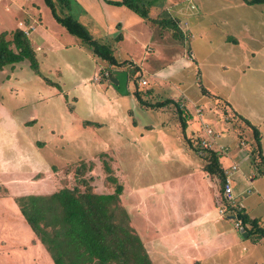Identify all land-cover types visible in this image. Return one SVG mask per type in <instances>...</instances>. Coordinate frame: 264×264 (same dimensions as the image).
Listing matches in <instances>:
<instances>
[{
  "label": "rangeland",
  "instance_id": "obj_1",
  "mask_svg": "<svg viewBox=\"0 0 264 264\" xmlns=\"http://www.w3.org/2000/svg\"><path fill=\"white\" fill-rule=\"evenodd\" d=\"M202 1L204 33L200 37L192 27L182 30L178 49L166 50L170 53L164 52L157 65H173L182 55L184 60L173 69L189 58L193 61L188 72L169 80L176 88L171 87L168 94L178 98L186 90L183 95L191 100L194 114L200 111L204 120L209 119L207 124L221 137L213 141V149L222 152L226 148L224 153L218 152L221 165L224 169L235 165L249 184L244 190L249 191L247 198L237 196L236 202L244 203L245 213L260 219L264 228V166L258 164L252 132L238 121L227 120L222 110L227 101L246 120L254 116L256 126L257 118L264 116V8L242 0ZM70 3L69 8L57 6L58 14L78 20L94 39L114 48L115 41L108 40L96 21L87 23L85 8L76 0ZM22 17L30 18L25 25L31 22L35 28L29 39L40 75L26 61L0 70V264H53L15 199L51 194L79 182L90 184L98 193L122 187L120 203L152 264L164 263L161 241L166 240L162 236L175 227L194 230L201 241L206 239L205 233L209 235L207 251L212 252L217 244L221 251L216 254L226 262L232 257L224 248H230L232 264H264V249L254 251L251 239H239L236 233L241 228L237 209L228 203L214 206L218 180L206 178L199 170L201 159L194 149V153L188 150L181 137L175 105L155 111L139 107L131 82L126 95L117 94L110 83L101 80L104 63L55 22L43 0H0V33L15 30ZM223 33L234 35L238 43L223 44ZM39 37L44 42L41 46ZM123 56L114 50L117 60ZM145 78L154 80L141 71L137 79L141 92L150 84L138 85ZM101 84L108 90L101 89ZM146 98L151 103L166 97ZM163 109L167 110L164 120L156 112ZM84 121L90 124L85 126ZM198 135L200 132L190 142L195 148L202 139ZM239 135L243 136L241 148L232 145L238 144ZM234 175L232 186L238 181V187L233 189L241 191L240 175ZM218 210L231 223L226 227L229 236L216 242L212 234L220 230L221 224L214 223ZM257 243L264 248V240ZM149 244L155 246L154 252ZM209 259L206 262L211 264Z\"/></svg>",
  "mask_w": 264,
  "mask_h": 264
},
{
  "label": "trees",
  "instance_id": "obj_2",
  "mask_svg": "<svg viewBox=\"0 0 264 264\" xmlns=\"http://www.w3.org/2000/svg\"><path fill=\"white\" fill-rule=\"evenodd\" d=\"M247 5H264V0H242ZM50 10L55 22L71 36L85 45L92 56L101 60V80L109 86L106 72L121 69L127 73L128 83L134 86L133 97L139 107L155 110L174 104L180 130L186 129L187 111L178 102L172 100L150 103L145 100L151 91L138 89L137 79L140 69L127 62H119L114 57V48L94 39L88 30L71 16H60L57 6L69 8V0H43ZM115 5H123L147 20L144 9L139 8L135 0H122ZM60 11V10H59ZM167 27L177 29L174 21L167 20ZM28 62L29 68L38 76L39 65L28 36L22 29L0 34V70L21 62ZM102 83V82H101ZM205 92V91H204ZM179 104V105H178ZM225 105L224 117L244 124L252 132L257 153L258 164L264 166V156L260 148L258 129L248 120ZM230 112L231 115H228ZM90 123L83 122L87 126ZM243 136L239 135L238 144H243ZM190 144L188 139H185ZM199 154L202 170L208 176L216 177L219 183L220 204H227L223 197L224 170L220 163V153L212 149L202 150L190 147ZM193 150V151H194ZM122 187L118 185L111 193H98L86 183L73 187L61 188L47 195L23 196L15 199L20 214L32 233L49 253L53 264H152L141 240L130 225L129 216L120 203ZM238 218L247 238L253 243L264 240V228L257 219L250 218L240 204ZM230 208V207H228Z\"/></svg>",
  "mask_w": 264,
  "mask_h": 264
},
{
  "label": "crops",
  "instance_id": "obj_3",
  "mask_svg": "<svg viewBox=\"0 0 264 264\" xmlns=\"http://www.w3.org/2000/svg\"><path fill=\"white\" fill-rule=\"evenodd\" d=\"M120 1L122 0H107V1L105 0H76V2L79 5H82L85 8L84 13L86 14V17H88L87 23L91 24L96 21L99 27L102 30H104L105 33L108 35V40L113 41V42L115 41V44H114L115 53L117 50V51H121L122 54L124 55L121 60L118 59L119 62H127L128 67L135 66L140 69V72L144 70L150 75V77L154 79V80H151V79L145 78L146 79L145 86H147L150 82L147 90L146 89L143 90V91H148V90L151 91L148 98L150 96L166 97L163 100H173L174 102L180 101V103L179 102L178 103L182 107L186 108V111H187L186 114L188 118L186 121V129L184 130V132L180 130L181 137H183L184 140L188 139L189 142H192V139L195 137L197 132H200V135L198 136H200L199 138H201L203 136L201 124H204V123L210 124L209 119L207 121V120H204L202 116L198 117L197 114H194V110H192L191 104H190L191 100L189 98H185L186 96L183 95V93L186 90L180 92L181 97L179 96L178 98L172 97L168 94L170 91V88L172 87L170 86L169 80L171 81L172 77L181 74L180 72H184L186 70H189L190 68H193L194 66L193 61L189 58V60L186 63H184L183 65H179V67L174 68V69H173L174 65L184 60L183 55L179 59H176L173 65H168V64H171V63H168L167 65L159 66L157 65V63H161L160 61L163 59L162 57L163 53L166 50L174 51L175 48L178 49L177 44H181V41L183 40L182 38L184 37V35L182 34V30H184L185 28L187 29L188 27L190 29L192 27L194 34L200 37L204 33L205 29H202L201 27L203 23V18L201 17L202 16L201 6H204L203 1L201 0L200 3L195 4L196 0H186L184 3L183 1L182 2H178V1L172 2L170 0H135L138 3L139 8L144 9V11L147 13V17L149 21L142 19L133 10L127 8L126 6L115 5V2H120ZM188 5H194L195 9H192V10L188 9ZM263 8H264V5H263ZM27 19H30V18L22 17L21 21L17 22L16 29L24 30V29H28L29 27H33L32 31H35L34 26L30 25L31 22H28V24L25 25V23H27ZM167 20L174 21L175 25H177L178 32L176 30L174 31L170 29L169 28L170 26L167 27L168 25H165L167 24ZM212 25L214 26V28L217 27V26L215 27V23ZM32 31H30V33ZM37 41L41 42L40 37L37 39ZM220 42H222L223 44L238 43L234 35H230L226 33L221 34ZM43 43L44 42H41L39 45L41 46ZM165 53H170V52H165ZM110 71H123V70L117 69V70H109V72ZM262 73L264 74V69L261 71V74ZM185 74L186 76L188 75L187 73ZM175 83H179V82H175ZM129 84L130 83H128V76H127V89L129 88ZM172 88H176V86H173ZM101 89L108 90L102 84H101ZM203 90L205 92L202 91V93L206 95L207 91L205 89ZM214 96L222 99V101H226L225 98L219 96L218 94L216 95L214 94ZM145 100L148 101L147 98ZM155 102H151V103H155ZM227 104L229 105L228 108L232 110L230 103L226 101L225 105ZM166 111H167L166 109H163V110L156 111V112L159 115H161L160 118L164 120L165 119L164 115L166 114ZM215 112L220 113L219 111H216V110ZM250 117L249 118L251 119L250 121L252 123L249 120L248 121L253 126H255L259 131L260 148H261V153L264 156V116L262 115L257 118L258 126L255 125L254 116H250ZM201 118L206 122L202 123ZM209 118L214 119V116L212 117L210 116ZM211 128L213 127L211 126ZM188 130H190V135L187 134ZM148 131H150V129ZM158 133L159 131H157V134ZM220 138L221 137H219V140ZM217 143L220 144V142H217ZM186 145L188 146V150L194 153V151L190 148L191 144L186 142ZM232 145L233 146L238 145L240 148L242 146V145L236 144V142ZM212 150H214L213 147H212ZM232 166H235V165H232ZM198 167H199V170H201L203 176H206V178L211 177V176H208V174H206L202 170V163ZM221 167L223 170H226L224 169L223 166ZM236 172H237V168H236ZM239 175L241 179L239 181V184H240V187L242 186V190L241 191L237 190L236 192L234 191L233 187L235 188L238 187V181H234L233 186H232L233 194L236 195V196L234 195L235 197L244 196V198H247L246 194L249 191H246L247 192L246 193L244 190L246 189L245 186H247L246 184H248V181L245 179L244 175H242V173L238 170V172L234 176L238 177ZM206 194H207L206 191H204V196ZM212 198H213L214 206L220 205L219 186L217 187V190H215V193H213ZM239 203H240V206H242V209L245 210L246 208L244 206V203L242 202H239ZM239 203L236 202L237 205H239ZM248 216L250 218L257 219L258 221H260V219L258 218L252 217L250 215ZM224 219L225 218L220 215L219 210H218V216H216L214 223L216 222L217 224H221L219 226L220 230L212 234L213 239L216 242L226 239L229 236V233L227 232L229 228H226V227L231 222L228 221L227 219L225 220ZM262 225L264 226V224ZM232 230L235 231L234 229ZM196 233L197 232H195L194 230L184 229V227L182 228L175 227L174 232L164 233L162 237L166 241H161V244H163L165 248L164 250L165 254L161 255L163 262H164L163 264H170L168 263L169 259H173L172 264H208V262H206L208 257H211V259H209V262L213 261L215 262L214 264H232L233 254L232 252H230L231 251L230 248H224V249H227L225 251V254L227 253L229 257H232V259H229V261L226 262L222 260L223 258L221 255L216 254V252L221 251L217 248V244H214L212 246V249H211L212 252L207 251V247L205 245L207 244V242L210 241L208 239L209 235L205 233L206 239H203V241H201ZM236 233L238 234L239 239L249 240L247 238V233H246L245 238L242 237V234L239 233V230ZM236 233H232L234 238L237 237ZM256 244L258 243L252 242V245H251L252 247H254V251L255 249L256 250L264 249L262 247H259V245H256ZM149 249H151L154 252L155 246H152V244H149ZM168 255H170L169 258H168ZM246 259H247V256H245V260ZM213 262H211V264H213ZM255 264L257 263L255 262Z\"/></svg>",
  "mask_w": 264,
  "mask_h": 264
},
{
  "label": "built area",
  "instance_id": "obj_4",
  "mask_svg": "<svg viewBox=\"0 0 264 264\" xmlns=\"http://www.w3.org/2000/svg\"><path fill=\"white\" fill-rule=\"evenodd\" d=\"M189 9L190 10L195 9L194 5H190ZM32 30L33 27H29L28 29H24L23 33L24 35L28 36L30 31ZM138 84L141 86H145L146 81H141ZM197 115L202 116L200 111L197 112ZM202 132H203V136L201 137L202 139L200 140L199 143L200 149L202 150L212 149L213 141L219 138L217 132L213 131L212 128L207 123L202 124ZM225 149L226 148H223L222 152L220 150L218 152L224 153ZM235 172H236V166L230 167L229 170L228 169L224 170L225 180L223 187V197L226 203L232 206L231 208L234 209L236 208L238 210L239 206H237L235 201L236 197L233 194L232 181H231V178ZM219 213L222 217H224L225 214H223L224 213L223 210H219ZM236 227H238V224H236Z\"/></svg>",
  "mask_w": 264,
  "mask_h": 264
},
{
  "label": "water",
  "instance_id": "obj_5",
  "mask_svg": "<svg viewBox=\"0 0 264 264\" xmlns=\"http://www.w3.org/2000/svg\"><path fill=\"white\" fill-rule=\"evenodd\" d=\"M107 77L110 82L111 88L116 91L119 95L127 94V73L124 71H110L107 73ZM237 219L238 216L236 217ZM239 233L242 234V237H246V232L243 228L239 229Z\"/></svg>",
  "mask_w": 264,
  "mask_h": 264
}]
</instances>
